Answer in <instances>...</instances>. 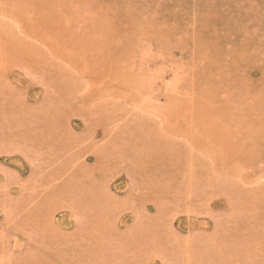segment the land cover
<instances>
[{"label":"rangeland","instance_id":"374dc122","mask_svg":"<svg viewBox=\"0 0 264 264\" xmlns=\"http://www.w3.org/2000/svg\"><path fill=\"white\" fill-rule=\"evenodd\" d=\"M0 264H264V0H0Z\"/></svg>","mask_w":264,"mask_h":264},{"label":"bare ground","instance_id":"6f19581e","mask_svg":"<svg viewBox=\"0 0 264 264\" xmlns=\"http://www.w3.org/2000/svg\"><path fill=\"white\" fill-rule=\"evenodd\" d=\"M168 79V78H167ZM175 80V79H174ZM177 83V82H176ZM171 86V85H170Z\"/></svg>","mask_w":264,"mask_h":264}]
</instances>
